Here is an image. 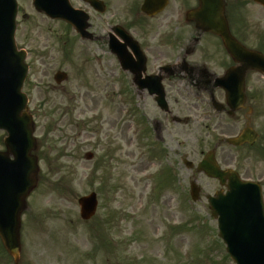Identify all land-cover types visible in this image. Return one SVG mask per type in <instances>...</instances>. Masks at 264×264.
<instances>
[{
  "label": "rangeland",
  "instance_id": "374dc122",
  "mask_svg": "<svg viewBox=\"0 0 264 264\" xmlns=\"http://www.w3.org/2000/svg\"><path fill=\"white\" fill-rule=\"evenodd\" d=\"M17 1L16 43L28 53L23 92L40 169L22 216L20 264H234L207 202L221 186L196 166L249 123L260 135L255 147L223 145L217 160L260 184L264 198V77L247 78L252 114L245 109L230 120L216 114L208 96L183 93L172 97L180 120L174 123L150 97L127 91L107 44L82 42L63 22L38 13L32 0ZM94 17L91 32L100 34L107 19ZM240 34L264 53V11L252 0H240ZM59 72L67 80L57 84ZM216 99L225 104L224 96ZM5 137L0 132V151ZM191 182L200 188L197 203ZM91 193L99 207L84 222L78 200ZM0 264H14L1 249Z\"/></svg>",
  "mask_w": 264,
  "mask_h": 264
},
{
  "label": "water",
  "instance_id": "95a60500",
  "mask_svg": "<svg viewBox=\"0 0 264 264\" xmlns=\"http://www.w3.org/2000/svg\"><path fill=\"white\" fill-rule=\"evenodd\" d=\"M94 8L98 1L85 0ZM264 7V0H254ZM152 0H146L143 10L150 12ZM37 11L53 19L66 20L85 38L88 17L82 12H74L68 0H34ZM209 14L214 18L208 20L206 29L221 36L231 56L238 61L240 56V80L233 72L225 78L230 115L241 109L246 102L245 78L250 70L264 74V56L249 51L236 44L229 32L218 24L217 12L209 6ZM17 16L16 0H0V131H6L7 151L0 153V238L8 254L16 264L20 260L21 216L27 209L26 199L37 186L38 159L32 155L36 149L33 138V122L28 113L27 98L22 93L27 76L25 54L18 52L15 44V25ZM125 67L126 58L118 53ZM56 81L63 82L66 76L57 74ZM164 106V94L157 98ZM257 134L246 128L236 139L227 140L233 146L254 145ZM92 155H88L91 159ZM191 166L190 164H188ZM198 171L226 186L227 192H218L215 197H208L212 216L218 221L219 236L227 246V252L236 264H264V205L261 188L257 184L243 182L234 171H222L215 158V150L208 153L198 166ZM199 190L192 185V197L196 201ZM81 218L90 220L97 211L96 194L79 200Z\"/></svg>",
  "mask_w": 264,
  "mask_h": 264
},
{
  "label": "flooded vegetation",
  "instance_id": "af4514ba",
  "mask_svg": "<svg viewBox=\"0 0 264 264\" xmlns=\"http://www.w3.org/2000/svg\"><path fill=\"white\" fill-rule=\"evenodd\" d=\"M100 1L104 3L103 14L92 11L80 0H72V5L91 10L100 23L103 17L107 19L100 34L93 32L102 40L92 43L107 44L117 68L125 75L130 94L150 97L156 108L174 123L180 120L172 113L171 108L178 102L172 97L183 93L208 96L218 116L236 119V116L230 118L228 111L218 112L213 101L217 96L226 98L222 80L230 71L240 80V56L236 61L222 38L206 29L207 20L212 17L206 16L205 0H165L163 3L153 0L149 12L152 14L144 12L145 0ZM208 2L217 7L216 21L223 28L228 26L236 44L250 48L240 34V0H234L231 5L229 0ZM120 31L125 32L127 40L120 37ZM110 42L115 45V51L125 55L126 70L116 52L110 49ZM160 91L166 98L165 110L155 101Z\"/></svg>",
  "mask_w": 264,
  "mask_h": 264
},
{
  "label": "bare ground",
  "instance_id": "6f19581e",
  "mask_svg": "<svg viewBox=\"0 0 264 264\" xmlns=\"http://www.w3.org/2000/svg\"><path fill=\"white\" fill-rule=\"evenodd\" d=\"M150 167H152V165L150 166ZM146 188V187H145ZM170 200H171V202H172V199L170 198Z\"/></svg>",
  "mask_w": 264,
  "mask_h": 264
}]
</instances>
